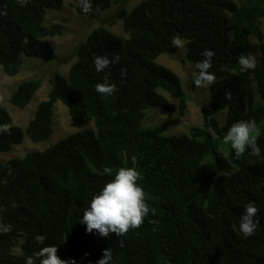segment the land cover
<instances>
[{"label":"trees","instance_id":"16d2710c","mask_svg":"<svg viewBox=\"0 0 264 264\" xmlns=\"http://www.w3.org/2000/svg\"><path fill=\"white\" fill-rule=\"evenodd\" d=\"M72 1L79 14L93 17L113 4L91 0L93 10L86 14L79 0ZM63 4L28 0L21 6L17 0H0V10L7 13L0 16V66L7 75L20 72L24 56L56 58L48 38L63 35L66 26L47 24L46 16ZM118 17L124 34L105 25L94 28L77 47L68 75L53 76L47 98L26 127L14 124L0 104V126L11 129L0 133V151H10L26 135L35 142L47 140L58 100L74 119L94 121V127L44 150L0 162V207L6 209L0 218L12 226L0 234V264H25L48 245L75 264H97L109 248L111 264H264V0H141L130 10L122 7ZM176 35L186 41L194 67L205 59L206 49L215 51L209 71L216 82L209 85L208 106L226 110L223 124L205 115L201 126L168 135L161 125H144L151 107L185 115L189 98L181 78L157 61L178 50L171 43ZM253 50L259 54L255 69L241 70L240 55ZM114 54L119 63L96 71V56ZM105 75L117 85L108 97L95 90ZM40 86L38 78L20 81L10 103L25 108ZM252 119L259 152L247 147L237 158L223 137L233 123ZM105 167L112 173L105 174ZM120 167L140 172L137 183L156 215L150 211L140 228L124 236L88 233L80 222L83 213ZM249 202L259 209L254 218L259 223L255 234L244 238L239 222ZM38 234L46 237L44 244L35 240Z\"/></svg>","mask_w":264,"mask_h":264},{"label":"rangeland","instance_id":"374dc122","mask_svg":"<svg viewBox=\"0 0 264 264\" xmlns=\"http://www.w3.org/2000/svg\"><path fill=\"white\" fill-rule=\"evenodd\" d=\"M140 1L113 0L112 6L103 11L99 17L79 14L72 0H64L61 9L49 10L46 16L47 24L60 22L66 26L63 35L48 38L54 48L56 58L46 60L24 56L21 70L14 76L7 75L0 66V104L10 111L13 123L22 127L27 126L29 120L34 116L39 102L47 98L53 76L56 73L68 75L70 66L78 57L77 47L94 28L105 25L113 32L123 35L122 19L118 17V12L122 7L130 10ZM112 21H115V23H112ZM184 45L183 49L178 48L175 53L159 55L157 61L174 70L181 78L183 88L189 98L185 115L181 116L178 111L166 112L161 108L151 107L147 110V116L144 120V125L147 127L163 126L166 135L186 133L192 126H201L205 115L217 116L221 124L226 120V110L216 111L208 106L209 85L197 88L193 84L195 67L187 58L185 40ZM253 53L256 57L259 55L256 50H253ZM28 78L40 79L41 86L25 108L12 105L9 101L12 92L20 81ZM163 93L174 105H178L175 97L167 92ZM54 111L53 133L47 140L35 142L26 135L23 142L15 145L10 151H0V162L6 163L10 158L24 156L30 151L44 150L70 133L94 127L93 120H77L71 117L68 107L60 100L55 103ZM15 252L20 253L19 246L16 247Z\"/></svg>","mask_w":264,"mask_h":264},{"label":"clouds","instance_id":"9594fccd","mask_svg":"<svg viewBox=\"0 0 264 264\" xmlns=\"http://www.w3.org/2000/svg\"><path fill=\"white\" fill-rule=\"evenodd\" d=\"M28 0H17L21 6L27 4ZM79 5L84 13L91 12V0H79ZM6 11L0 10V16L6 15ZM27 43V39H25ZM171 43L174 47L183 49L184 40L179 36H173ZM202 55L205 59L198 61L195 64L196 71L193 72V84L197 88L207 87L216 82L215 74L210 72L212 67V58L215 51L206 49ZM120 62L119 54H114L110 59L108 56H96L94 58L96 71L100 72L108 68L111 64ZM241 70L255 69L257 59L254 54H241L238 60ZM124 75V70H122ZM97 93L104 97L111 96L117 90V85L111 83L109 76L105 75L103 82L95 85ZM226 99H231V93L226 94ZM222 111V110H220ZM115 115V113H114ZM11 129L7 125L0 126V133L9 132ZM257 124L255 119L250 121L241 120L232 124L223 137L225 144H230L235 150L237 158L242 156L247 147H251L254 153L259 152L257 147ZM105 174H111L112 169L105 167L103 169ZM140 172L135 167H120L114 175V178L105 183L103 189L93 196L90 206L85 209L81 223L86 225L88 233L96 232L101 237H107L110 233H115L117 236L126 235L130 229L140 228L146 216L151 211L152 215H156V209L151 208L146 202V193L142 186L137 181L140 179ZM6 209L0 207V217ZM259 209L254 202H249L241 215L239 222L240 233L244 238H248L255 234L258 220H255ZM156 225L158 221H150ZM157 229L153 227L155 232ZM12 231L10 224H5L0 218V234H6ZM46 237L43 235H36L35 240L44 244ZM36 259H39V264H75L73 259L71 262L62 259L58 255V247L55 245H48L42 247L34 256H29L25 264H36ZM112 250L104 249L102 257L97 261V264H111Z\"/></svg>","mask_w":264,"mask_h":264}]
</instances>
